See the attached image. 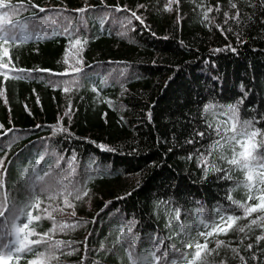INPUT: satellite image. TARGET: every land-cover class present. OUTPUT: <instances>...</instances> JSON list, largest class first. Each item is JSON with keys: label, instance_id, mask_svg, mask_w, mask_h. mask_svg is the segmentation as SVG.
Returning a JSON list of instances; mask_svg holds the SVG:
<instances>
[{"label": "trees", "instance_id": "1", "mask_svg": "<svg viewBox=\"0 0 264 264\" xmlns=\"http://www.w3.org/2000/svg\"><path fill=\"white\" fill-rule=\"evenodd\" d=\"M8 2L27 7L10 12V18L26 23L33 35L26 41L19 37L6 44L0 41V65H4L0 67V159L4 161L0 193H8L9 206H20L29 195L24 170L45 153L41 169L63 158L53 173L58 181L75 155L71 180L81 194L88 192L76 200L74 217L53 213L58 222L78 226L53 236L72 244L58 251V260L51 264H130L129 243L135 245V254H144L161 240L171 260L176 255L170 251L173 244L194 252V247L187 249L181 243L187 238L175 233L179 225L191 226L190 234L195 236L198 212L206 222L215 218L218 208L243 216L242 209L226 199L229 193L242 203L257 202L247 201L244 172L220 159L219 150L211 157L207 152L221 140L208 125L223 130L233 122L228 106L238 108V131L251 121L249 131L264 133V0H179L170 12L164 11L168 0H30L43 7V13L31 8L29 0ZM231 2L237 9L230 8ZM209 7L211 25L202 22V10ZM81 8L86 11L78 12ZM237 10L239 23L231 19ZM131 11L142 16L144 25L134 19L122 24ZM225 12L228 24H224ZM217 24L232 28L227 38ZM65 28L73 40L86 39L87 44L69 47L68 35L52 34ZM74 59L79 72L71 64ZM18 75L24 78L16 79ZM57 125L70 135L55 132ZM98 144L114 151H102ZM200 153L209 164L226 171L231 167V179H218L224 173L212 171L204 178L197 164ZM224 154L231 152L225 149ZM256 154L264 156V146ZM41 198L44 204L32 210L34 215H46L42 209L50 202ZM258 215L237 221V227H245L244 233L209 237L210 249L217 240L224 241L207 257L209 264H264V240H256L264 229L247 227ZM34 226L43 233L52 221L41 219ZM199 230L204 229L199 226ZM121 231L123 243L118 242ZM203 240L198 238L200 243ZM248 244L253 245L251 250Z\"/></svg>", "mask_w": 264, "mask_h": 264}, {"label": "snow or ice", "instance_id": "2", "mask_svg": "<svg viewBox=\"0 0 264 264\" xmlns=\"http://www.w3.org/2000/svg\"><path fill=\"white\" fill-rule=\"evenodd\" d=\"M179 4V0H168L164 7V11H172V5ZM29 5L31 8H38L39 12H45L43 7L39 5L31 4L29 0ZM138 7L144 8L145 5H139ZM231 9H237V4L234 2L230 3ZM0 9H8V11H0V25L7 24L9 27H0V41L3 43H8L9 41H15L18 37L22 40H30L32 39V33L28 32V25L14 23L10 18V12L15 14L21 10L27 11V7L24 5L13 6L10 5L8 0H0ZM121 9H117L120 11ZM125 11H130L128 9H123ZM219 5L216 6V11H219ZM78 12H84L86 9L81 8L77 10ZM213 9L211 7L206 10H202V16L204 21H208L209 25H211L212 21L209 19V13L212 12ZM225 20L224 24H228L229 13H224ZM241 13L239 10L236 11L235 16L231 17V19L235 20L237 23L240 22ZM139 21L141 25H144V19L142 16L137 15L136 11H131L130 17H126L122 24L127 25L131 24L132 21ZM55 23V21H52ZM70 27V26H69ZM145 27H147L145 25ZM217 29H219L222 34L227 38V33L232 32V28L228 27L227 29L223 28L221 25H215ZM19 28V31H15ZM53 35L65 34L69 37V47L74 45L87 44V40L85 39L83 42L81 39L76 38L72 39V34L69 32L68 28L63 30V33L56 32L55 30L52 33ZM125 33H122V35ZM35 35L44 38L40 33H36ZM153 35H155L153 33ZM166 38V37H165ZM237 38L239 39V34H237ZM228 50L235 51V48H232L231 45L227 46ZM224 49H216L214 51H222ZM7 54L5 50V55ZM78 63L82 64V60L78 61ZM0 67H4V65H0ZM75 71L79 72L81 69L79 67L74 68ZM23 72L24 70H20ZM16 79H23V76H16ZM72 82H65L66 85ZM67 91V87H65ZM96 91L95 88L92 89ZM2 95V93H0ZM111 104V102H108ZM207 105L205 106V110L207 109ZM230 111L232 112V120L230 128L220 129L219 127L213 128L211 124L208 127L214 131L217 136H221V140L215 141L209 148L207 152V157H211L214 151L219 150L220 156L219 158L224 160L227 165L234 166L238 170L244 172L245 179L242 181L243 186L248 190L247 192V201L251 202L253 200L257 201L256 203H242L240 201L233 200L231 194L229 193L226 196V199L229 200L233 205L242 209L243 216L236 214H229L226 211H221L219 208L216 211V216L211 220V222H206L203 219V214L198 212V220L196 224L198 226V231L195 236L190 234V228L186 229L183 225H179V231L175 233L176 237H186L187 239H182L181 243L187 249H192L194 247V252H185L181 248H177L175 244L170 246V251L173 254H176L173 259L169 260V249H163L164 242L161 240L159 245L149 250L144 254H135V245L129 243L128 249L126 250V255L130 264H209L207 257L210 256L213 252H217V250L224 245V241L217 240L216 247L210 249L209 248V237L219 236V235H227L230 231H239L241 233L245 232V227H237V221L242 218L251 217L253 213H260L256 218L251 219L250 224L247 227L251 228L252 226L259 227L264 229V156H258L256 154V150L258 147L264 146V133H262L259 129L249 131V127L251 126V121H246L244 125L237 130L238 120V108L237 106H228ZM70 113H66L69 115ZM106 115V114H105ZM149 120H151V112L148 113ZM0 127H3L0 125ZM39 127V126H37ZM55 132L57 133H68L70 132L67 128L62 127V125H57L55 128ZM231 135H228V133ZM223 133V134H222ZM196 135L203 137L205 133L198 132ZM261 136V140H255V137ZM192 140H188L187 143H192ZM102 151H114V149L109 148L106 145L98 144L96 145ZM237 146H239V151H237ZM227 149L231 152V155H225L224 151ZM45 154H41L39 158L35 161V164L29 168L25 169V178H26V187L29 195L26 200L20 205L17 206L12 204L9 206L8 203V193L3 192L0 193V264H21L22 260L26 261V264H51L52 261L58 260L56 253L60 251L63 247L71 248L72 242L62 241V240H54L53 236L57 232H65L69 229H74L78 226L77 224H70L67 222H58L53 215V212L63 213L66 208L72 209L69 213L71 216H75V204L72 203L69 199V195H73L74 199L79 201L83 196H87V190L83 191L81 194V189L72 186L71 191L68 189L66 185L62 186V188L57 189L51 184L45 183L47 177L51 176L57 168H59L60 161L63 159L62 157L57 158L54 165L49 166L46 169L39 168L41 161L44 160ZM204 153H200L199 158L197 160L198 166L202 167L203 176L207 178L209 171L215 173L223 172L224 175L218 176V179H231V176L228 172L231 171V167L226 171L225 169L216 166L214 162L209 164V160ZM192 157L189 156L188 159ZM76 157L73 155L69 159L70 167H73V162ZM4 161L0 159V167H3ZM6 171V170H5ZM255 177V179H254ZM4 187L3 183V174L0 173V189ZM253 190H255L257 195H253ZM63 195V204L64 207L61 208L58 205L53 207L51 202L55 201L59 196ZM41 197H46V199L50 202L47 207L42 209V212L46 215H34L33 209H41V205L44 204V199ZM120 199H123L121 197ZM52 209V211H49ZM7 213V215H6ZM180 216V210H175V220L178 221ZM41 219H48L52 221V227L47 231L40 233L36 231V227L34 226V222H39ZM173 221L170 220L171 224ZM199 226H202L204 230H199ZM128 232H131V227L128 228ZM35 237V238H34ZM199 237H203V243L198 241ZM87 239V238H86ZM125 239V233L123 231L120 232V238L118 242L123 243ZM168 239H172L171 236ZM257 242L264 240V235H258L256 237ZM227 246V245H225ZM43 247V250H40ZM253 247L252 244L247 245V249L251 250ZM75 251V249H73ZM233 252H237V249H232ZM68 254H71L69 252ZM31 256L32 258H28ZM255 258V257H253ZM241 261L244 260L243 257H240ZM83 264V262H81ZM221 264H224L221 261Z\"/></svg>", "mask_w": 264, "mask_h": 264}, {"label": "rangeland", "instance_id": "3", "mask_svg": "<svg viewBox=\"0 0 264 264\" xmlns=\"http://www.w3.org/2000/svg\"><path fill=\"white\" fill-rule=\"evenodd\" d=\"M51 18H53V17L51 16ZM73 57H75V55H73ZM71 64H73V67H76L77 61H75V59H74V61ZM71 171H73V170L71 169L70 166H68V168H63L62 171L60 172V178H61V179H59L60 181L54 180V175L52 174L51 176L46 178L45 183L51 184L54 187H56L57 189H60V188H62V186L66 185L68 187V189L71 191L72 186L75 185L73 183V180H71ZM3 172H4L3 167H0V173L3 174ZM63 199H64V196L61 195L53 202L58 203L59 204L58 206L63 208L64 207ZM68 199L76 205V200L71 199L70 195L68 196ZM86 205L89 206V201L86 202ZM69 209L70 208H66L63 213L58 212V214L63 215V216L67 214V216L70 217L71 215H69V212H70ZM49 211H52V209H49Z\"/></svg>", "mask_w": 264, "mask_h": 264}]
</instances>
